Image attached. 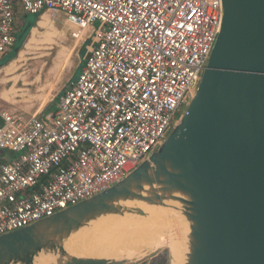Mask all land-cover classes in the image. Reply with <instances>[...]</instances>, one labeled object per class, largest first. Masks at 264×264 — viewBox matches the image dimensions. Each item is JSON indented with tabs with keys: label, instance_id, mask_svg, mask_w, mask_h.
Wrapping results in <instances>:
<instances>
[{
	"label": "built area",
	"instance_id": "obj_1",
	"mask_svg": "<svg viewBox=\"0 0 264 264\" xmlns=\"http://www.w3.org/2000/svg\"><path fill=\"white\" fill-rule=\"evenodd\" d=\"M19 10L66 15L88 51L56 111L0 112V149L16 154L0 163V236L107 190L157 150L224 17L223 0H0V59L16 43Z\"/></svg>",
	"mask_w": 264,
	"mask_h": 264
},
{
	"label": "water",
	"instance_id": "obj_2",
	"mask_svg": "<svg viewBox=\"0 0 264 264\" xmlns=\"http://www.w3.org/2000/svg\"><path fill=\"white\" fill-rule=\"evenodd\" d=\"M223 3L202 80L165 141L107 190L0 236V264H38L42 255L54 257L48 264H126L66 246L97 232L115 242L157 211L186 225L181 264H264V0ZM111 218L129 223L99 228Z\"/></svg>",
	"mask_w": 264,
	"mask_h": 264
},
{
	"label": "rangeland",
	"instance_id": "obj_3",
	"mask_svg": "<svg viewBox=\"0 0 264 264\" xmlns=\"http://www.w3.org/2000/svg\"><path fill=\"white\" fill-rule=\"evenodd\" d=\"M46 15L49 17L51 27L42 26L40 24L42 18V15H40L27 38L24 40L23 45L18 49L17 54L6 61L5 65L0 67V109L6 108L7 110H14L17 115H31L37 112L42 106L43 99L36 97V95H31L33 91L34 94H36L32 87H29V89L32 88L30 94H28V92L24 97L22 96L15 101H6L1 98V92L6 86L5 79L9 74L8 66L13 61L19 60L18 66L21 67L19 72L23 73V76L27 79H35L38 75L43 77V81L39 82L36 87L41 86L46 93L51 95V99L45 104V106L47 105L49 107L47 110L48 112H54L58 109L59 95L66 89L70 81L77 77L79 69L83 65L84 55L82 50L84 49V46L81 47L80 43L78 44L73 37L76 25L73 24L64 14L54 16L51 13H47ZM18 19V29H21L25 23L24 19L27 22L31 19V16L26 17L25 12L19 10ZM95 25L99 26L100 22H96ZM33 35L36 39V43H33V48H29L26 45ZM92 42L93 36H90L86 43L91 45ZM22 83L24 82L22 81ZM190 99L191 98L189 97L188 102L180 109L179 114L172 122L169 134L173 131L174 127L187 110ZM0 154L5 155L8 158H13L16 155L6 149H0ZM177 218L182 220L180 217ZM113 220H118L116 222L118 223L122 218H111L110 221L113 222ZM139 223H144V221H137L135 224ZM165 232L169 233L167 230ZM166 239H168V237ZM184 240L185 236H183V241ZM143 250L146 252L144 256L137 257L138 259L131 258L129 259V262L137 261L139 264H147L146 260L150 261V258L155 254H158L160 251L169 252L170 264L171 260L173 261V254L167 245H163L157 249H148L147 247H144ZM104 255L117 258L123 257L110 253Z\"/></svg>",
	"mask_w": 264,
	"mask_h": 264
},
{
	"label": "bare ground",
	"instance_id": "obj_4",
	"mask_svg": "<svg viewBox=\"0 0 264 264\" xmlns=\"http://www.w3.org/2000/svg\"><path fill=\"white\" fill-rule=\"evenodd\" d=\"M40 24L42 26H50V20L46 14L42 17ZM33 43H36L34 35L29 39V42L26 46L33 48ZM18 62L19 60L12 62L8 67V71L11 72L13 69H19L17 68ZM14 91L15 88L11 87L9 90H5L4 95L9 96L8 94ZM155 215L156 216L153 217L152 220L147 221L145 224H135L138 228H140V226L142 227L143 225L142 231L134 232L128 237H118L116 238L115 242H110L108 244H104V242L101 243L103 234L101 232H97V235H92V233H90L83 236L76 235L72 237L67 243L66 249L71 255H86V253H89L94 255L108 256L104 254L110 253L131 259L144 256L146 254V252L143 250L144 247H147L148 249H157L163 245H167L173 254V261L171 260L172 264H181L184 247L183 232L186 230V225L182 223V220L177 218L178 215L176 216L170 211H157ZM110 220L111 219H106L104 224L99 228L104 229L105 227H111V225L126 226L129 223L127 220L122 219L118 223L111 224L112 222ZM166 230L169 233H166ZM167 237L168 239H166ZM53 259L54 257L51 255L48 257L42 255L38 259V264H48L49 262L53 261Z\"/></svg>",
	"mask_w": 264,
	"mask_h": 264
},
{
	"label": "crops",
	"instance_id": "obj_5",
	"mask_svg": "<svg viewBox=\"0 0 264 264\" xmlns=\"http://www.w3.org/2000/svg\"><path fill=\"white\" fill-rule=\"evenodd\" d=\"M47 13H49V12L44 13V15L47 14ZM27 15H30V14H26V17H27ZM24 21L26 23V20L25 19H24ZM84 48L86 49V53L84 55V58H85L88 49H87V46L86 45L84 46ZM83 64H84V60H83ZM3 65H5V63L0 64V67L3 66ZM17 68H19V69H17V70L13 69V71H11V72L8 71L9 72L8 77L5 79L6 80V83H5L6 86H5V88H3V91L1 92V94H2L1 98L5 99L6 101H10V100H14V99L17 100L18 98H20L22 96L24 97L28 92H29L28 94H30L32 88H34L36 94H34V91H33L31 93V95L32 96H35L36 95V97L42 98L43 100H42V106H41V108L37 112H35L33 114L49 113L47 111L49 107L47 105L45 106V104L48 103L49 99H51V95L49 93H46L44 91V88H42L41 86L36 87L39 82L43 81V77L41 75H38L35 79H30L29 80V79H27L26 77L23 76V73H20L19 72L21 67L18 66ZM81 68H80V71H81ZM22 81L24 83H22ZM23 86L26 87V88H24ZM11 87H14L15 88V91L14 92H10L8 94L9 96L4 95L5 90L6 89L9 90ZM29 87H32V88L29 89ZM49 91H50V89H49ZM20 93H22V94H20ZM2 111H9V112H11L13 114H16L14 112V110H9V109L7 110L6 108L5 109L4 108L0 109V112H2ZM50 112H52V111H50ZM21 116H28V114L27 115H21ZM6 159H12V158H8L5 155H1L0 154V163L3 162V161H5ZM168 253L169 252H166V251H160L158 254H155L154 256H152L150 258V261L148 260L149 262L146 260V263L147 264H170V259H169V254Z\"/></svg>",
	"mask_w": 264,
	"mask_h": 264
},
{
	"label": "trees",
	"instance_id": "obj_6",
	"mask_svg": "<svg viewBox=\"0 0 264 264\" xmlns=\"http://www.w3.org/2000/svg\"><path fill=\"white\" fill-rule=\"evenodd\" d=\"M28 16H31V19L29 21H27L21 29H18V31L16 33L17 34V40H16V43H15L12 51L9 52V55H6L2 59H0V63L3 61H8L9 59H11L12 57H14L17 54L18 49L21 48L24 40L27 38L32 27L35 25L37 19L39 18V15H27V17ZM82 51H83V55H85L86 49L84 48Z\"/></svg>",
	"mask_w": 264,
	"mask_h": 264
}]
</instances>
